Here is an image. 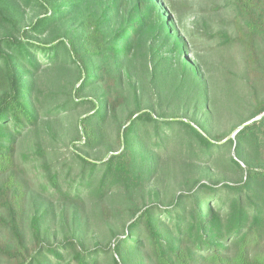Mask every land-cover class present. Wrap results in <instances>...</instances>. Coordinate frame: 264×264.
<instances>
[{"label": "trees", "instance_id": "trees-1", "mask_svg": "<svg viewBox=\"0 0 264 264\" xmlns=\"http://www.w3.org/2000/svg\"><path fill=\"white\" fill-rule=\"evenodd\" d=\"M221 10L181 34L166 0H0V264H264V0Z\"/></svg>", "mask_w": 264, "mask_h": 264}, {"label": "rangeland", "instance_id": "rangeland-1", "mask_svg": "<svg viewBox=\"0 0 264 264\" xmlns=\"http://www.w3.org/2000/svg\"><path fill=\"white\" fill-rule=\"evenodd\" d=\"M167 3L174 9V14H175V24H176V29L179 31L181 34H186L188 31L195 30L198 28L199 24L202 19H206L208 23L211 26L212 30H217L221 28H225V26L229 25V18L230 15L227 12H223L221 10L218 13L212 12L211 8L212 5L216 3H222L223 0H166ZM229 28V27H228ZM230 29V28H229ZM199 46L194 48L191 47L189 50V56H195V54L201 55L208 64H210L211 70H215L216 68H222L227 66H220L219 64V58L218 57H213L212 55H209L210 58L206 57V54H209V42L204 41H198ZM205 67V65H204ZM227 72L232 74V78L235 79L233 81H230L229 83H223L228 85V87H231L233 90V95L234 97L236 95V101L235 103V108L244 105V103L249 102L252 100V95L253 92L247 88H245V82H247L244 76V69L242 64L240 63H234L231 65L229 68H227ZM223 80V78H221ZM236 81L239 82L240 86H237L235 83ZM254 84H250L252 87H257V93L259 95L264 94V85L256 83L253 79L252 82ZM225 87H221L222 89H225ZM231 99L225 100L224 95H221L219 100L217 101V106H220V112H224L225 115H221L222 122L219 126L215 127L213 131V135H220L223 133H227V135L231 134L230 137H234V132H232V127L235 124V120L232 118V114L229 111L228 106L226 103H231ZM233 104V103H232ZM229 114V117H228ZM225 118V119H224ZM246 125V124H245ZM243 125V127L245 126ZM62 124H59L57 127H54V129H58L60 131ZM242 128V127H241ZM54 137V136H53ZM48 137H46L47 140ZM63 143H66L65 145L69 146V148H73L70 146V143L68 140L63 142L59 141V143L55 144L58 146V149H61L63 152H66L68 148L63 146ZM234 151L233 150H222L218 153H215L214 156V162L211 163L209 166L211 168L210 170V175L209 177H212L213 179H220V181L224 182H229L232 183L236 180L239 179L240 174L236 173V171L230 170L231 165H230V157H234ZM200 165H205L201 164L203 162H198ZM214 164V165H213ZM213 165V166H212ZM41 203L39 200L36 201H31L30 204V210L33 211V207L39 206ZM54 206L57 208L60 205L56 202L53 203ZM88 211L92 213L93 209L91 207L88 208ZM50 219L53 222V225L51 226L55 232L59 230V224H58V219L56 213L54 215L50 216Z\"/></svg>", "mask_w": 264, "mask_h": 264}, {"label": "water", "instance_id": "water-1", "mask_svg": "<svg viewBox=\"0 0 264 264\" xmlns=\"http://www.w3.org/2000/svg\"><path fill=\"white\" fill-rule=\"evenodd\" d=\"M243 127V126H242Z\"/></svg>", "mask_w": 264, "mask_h": 264}]
</instances>
